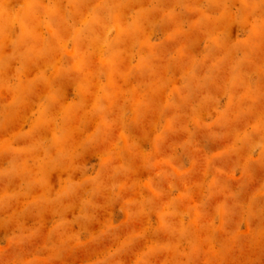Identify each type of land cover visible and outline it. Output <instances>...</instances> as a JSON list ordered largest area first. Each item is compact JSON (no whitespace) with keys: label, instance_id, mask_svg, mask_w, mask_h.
I'll return each mask as SVG.
<instances>
[{"label":"rangeland","instance_id":"374dc122","mask_svg":"<svg viewBox=\"0 0 264 264\" xmlns=\"http://www.w3.org/2000/svg\"><path fill=\"white\" fill-rule=\"evenodd\" d=\"M0 264H264V0H0Z\"/></svg>","mask_w":264,"mask_h":264}]
</instances>
